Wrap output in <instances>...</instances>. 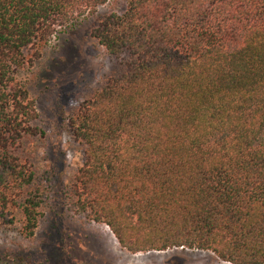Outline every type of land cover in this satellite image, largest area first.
<instances>
[{
  "label": "trees",
  "instance_id": "trees-1",
  "mask_svg": "<svg viewBox=\"0 0 264 264\" xmlns=\"http://www.w3.org/2000/svg\"><path fill=\"white\" fill-rule=\"evenodd\" d=\"M108 1L0 0V226L18 221L25 238L51 185L21 74L58 28ZM91 35L110 70L65 122L82 148L69 210L130 253L264 264V0H125Z\"/></svg>",
  "mask_w": 264,
  "mask_h": 264
},
{
  "label": "rangeland",
  "instance_id": "rangeland-1",
  "mask_svg": "<svg viewBox=\"0 0 264 264\" xmlns=\"http://www.w3.org/2000/svg\"><path fill=\"white\" fill-rule=\"evenodd\" d=\"M124 5L125 0H109L73 25L58 28L41 48V57L21 74L45 130L35 164L41 180L49 177L51 186L33 237L21 235L18 221L0 226V264H222L211 252L181 248L130 253L106 225L73 213L66 204L82 148L72 141L65 122L110 70L91 30L103 15L120 12Z\"/></svg>",
  "mask_w": 264,
  "mask_h": 264
},
{
  "label": "bare ground",
  "instance_id": "bare-ground-1",
  "mask_svg": "<svg viewBox=\"0 0 264 264\" xmlns=\"http://www.w3.org/2000/svg\"><path fill=\"white\" fill-rule=\"evenodd\" d=\"M114 239V238H113ZM116 242V241H115Z\"/></svg>",
  "mask_w": 264,
  "mask_h": 264
}]
</instances>
